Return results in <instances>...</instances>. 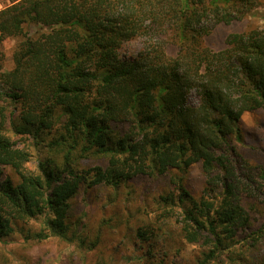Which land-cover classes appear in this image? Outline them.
I'll use <instances>...</instances> for the list:
<instances>
[{
  "label": "trees",
  "instance_id": "obj_1",
  "mask_svg": "<svg viewBox=\"0 0 264 264\" xmlns=\"http://www.w3.org/2000/svg\"><path fill=\"white\" fill-rule=\"evenodd\" d=\"M0 3V40L20 37L13 67L0 66V244L20 232L92 249L82 216L69 221L72 200L96 189L109 203L136 177L170 173L173 187L134 230L142 264H187L184 243L198 246L191 264H264V146L245 143L239 125L264 110V26L206 44L264 0ZM135 39L140 50L122 58ZM27 141L46 151L34 167ZM194 163L198 196L183 183ZM33 220L39 229H23ZM121 223L117 212L99 225Z\"/></svg>",
  "mask_w": 264,
  "mask_h": 264
},
{
  "label": "rangeland",
  "instance_id": "obj_2",
  "mask_svg": "<svg viewBox=\"0 0 264 264\" xmlns=\"http://www.w3.org/2000/svg\"><path fill=\"white\" fill-rule=\"evenodd\" d=\"M3 3H0V8ZM257 26H264V7H256L246 17L234 21L228 25L219 24L206 37V44L213 50H219L225 46L228 34L232 32H244ZM20 40V37L8 36L0 40V66L3 70L13 67V52ZM141 40L135 39L124 42L119 48V55L124 59H132L140 50ZM173 45H169L168 52H172ZM196 96L190 92L187 96V103H195ZM239 125L245 143L256 147L264 146V110L244 112ZM28 147L34 154L30 166L34 167L36 159L46 152L43 145H35L27 141ZM180 174V173H177ZM183 183L194 196L201 194L205 187V177L201 171L200 163H194L184 173ZM173 187L171 174L157 179L148 177H136L127 186L120 188L113 201L107 202L103 190H90L84 197L78 195L72 200L73 205L69 214V221L78 223L82 216L83 229L91 238L97 239L92 249L87 245L77 250L74 244L59 242L54 237L37 241L26 240L22 233L16 232L7 238L6 244H0V252L5 253L9 264H68L70 257L74 258L75 264H97L101 259L99 250H102L103 257L107 258V264H142L143 259L138 248L139 243L135 237V227L141 223L140 219L147 220L153 216L156 208V198L164 190ZM128 190L131 192L129 193ZM133 190V191H132ZM120 214L121 225L109 230L99 223L103 218ZM127 219V222L125 220ZM174 224V223H173ZM23 229H39L40 220H33L22 225ZM198 246L184 243L180 257L192 263V257Z\"/></svg>",
  "mask_w": 264,
  "mask_h": 264
}]
</instances>
